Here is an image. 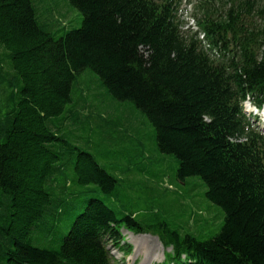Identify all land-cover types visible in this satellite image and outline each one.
<instances>
[{
	"label": "trees",
	"instance_id": "trees-1",
	"mask_svg": "<svg viewBox=\"0 0 264 264\" xmlns=\"http://www.w3.org/2000/svg\"><path fill=\"white\" fill-rule=\"evenodd\" d=\"M68 2L80 25L56 36L33 0H0V264H119L122 229L170 248L158 264H264V136L242 106L264 103V0ZM146 139L168 188L221 211L213 235L127 207Z\"/></svg>",
	"mask_w": 264,
	"mask_h": 264
},
{
	"label": "rangeland",
	"instance_id": "rangeland-1",
	"mask_svg": "<svg viewBox=\"0 0 264 264\" xmlns=\"http://www.w3.org/2000/svg\"><path fill=\"white\" fill-rule=\"evenodd\" d=\"M36 6L38 22L56 36L64 31L77 28L81 22V13L68 0H33ZM182 5L180 17L183 20L189 19L190 8ZM191 21L189 20V23ZM62 29V31H59ZM246 117L253 128L264 136V121L253 119L247 106L243 105ZM148 134V130H144ZM144 159L138 160L144 171L135 175L128 183L132 200L125 202L127 207L136 211L137 218L141 219V214L147 210H159L160 214L171 223L190 231L195 230V234L200 237H208L217 232L222 224L223 216L221 211L205 201L201 197V189L182 188L174 186L170 177L175 169L172 159L159 154L151 146L149 139L144 141ZM150 150V152H149ZM165 175L162 181L159 176ZM176 184V183H175ZM166 188L169 190L165 191ZM125 241L132 245V253L123 258L121 252L108 244L114 259L119 264H155L163 260V253L170 251L164 249L161 242L152 234H135L126 229H122Z\"/></svg>",
	"mask_w": 264,
	"mask_h": 264
},
{
	"label": "bare ground",
	"instance_id": "bare-ground-1",
	"mask_svg": "<svg viewBox=\"0 0 264 264\" xmlns=\"http://www.w3.org/2000/svg\"><path fill=\"white\" fill-rule=\"evenodd\" d=\"M247 104H248V102H247ZM247 108H248L249 111L253 110V107H251V106H248Z\"/></svg>",
	"mask_w": 264,
	"mask_h": 264
},
{
	"label": "water",
	"instance_id": "water-1",
	"mask_svg": "<svg viewBox=\"0 0 264 264\" xmlns=\"http://www.w3.org/2000/svg\"><path fill=\"white\" fill-rule=\"evenodd\" d=\"M158 238V237H157Z\"/></svg>",
	"mask_w": 264,
	"mask_h": 264
}]
</instances>
